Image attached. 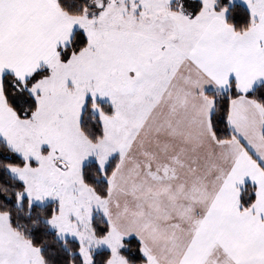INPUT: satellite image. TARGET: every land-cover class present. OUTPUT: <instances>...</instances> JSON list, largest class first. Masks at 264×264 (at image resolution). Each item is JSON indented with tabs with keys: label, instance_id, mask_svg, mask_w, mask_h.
<instances>
[{
	"label": "snow or ice",
	"instance_id": "obj_1",
	"mask_svg": "<svg viewBox=\"0 0 264 264\" xmlns=\"http://www.w3.org/2000/svg\"><path fill=\"white\" fill-rule=\"evenodd\" d=\"M0 264H264V0H0Z\"/></svg>",
	"mask_w": 264,
	"mask_h": 264
}]
</instances>
